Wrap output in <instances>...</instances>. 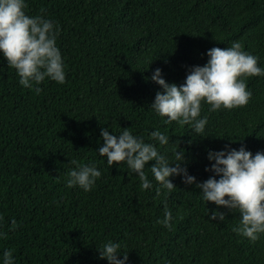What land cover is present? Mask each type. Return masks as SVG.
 Instances as JSON below:
<instances>
[{
    "label": "trees",
    "instance_id": "1",
    "mask_svg": "<svg viewBox=\"0 0 264 264\" xmlns=\"http://www.w3.org/2000/svg\"><path fill=\"white\" fill-rule=\"evenodd\" d=\"M30 16L59 29L57 47L64 84L45 79L28 89L0 54V264L11 250L14 264H108L99 250L121 245L126 264H264V234L256 242L238 235V211L206 202L195 184L170 177L175 189L141 188L126 164L107 165L98 154L101 129H123L154 144L170 163L179 142L196 184L215 173L208 152H264V75L245 80L246 106L210 111L202 103V134L190 125L167 123L152 108L160 86L183 84L188 70L204 66L213 47L240 42L264 68V0H25ZM42 91L36 94L34 89ZM169 137L161 146L151 139ZM95 164L101 172L89 192L67 187V173ZM174 166V165H173ZM219 179V177H215ZM160 189L157 194V189ZM165 205L171 229L158 224ZM225 221H211L212 212ZM19 227L12 231V221Z\"/></svg>",
    "mask_w": 264,
    "mask_h": 264
},
{
    "label": "clouds",
    "instance_id": "2",
    "mask_svg": "<svg viewBox=\"0 0 264 264\" xmlns=\"http://www.w3.org/2000/svg\"><path fill=\"white\" fill-rule=\"evenodd\" d=\"M26 7L25 0H0V54L8 67L16 70L19 83L25 88L32 89L33 85H40L46 78L64 84L66 74L56 44L59 29L43 16L27 15L24 11ZM207 56V63L190 68L185 82L179 86L167 83L160 69H156L151 77L162 89L156 93L151 108L161 117H166L167 123L190 125L197 134H202L208 123L206 116L200 118L202 103L210 105L213 112L222 107L231 110L246 106L252 93L247 90L245 80L264 75V68L258 66V58L243 51L238 41L226 48L213 47L208 50ZM34 91L39 94L42 89L36 87ZM101 137L103 143L98 149L99 156L106 157L109 167L126 164L138 175L142 189L152 187L144 169L150 161H155L150 171L161 188L171 192L175 186L170 177L180 176L186 185L195 184L201 189L207 203L238 211L240 220L233 227V232L251 242H256L264 234V152L258 151L253 155L243 147L238 151H209L207 158L214 163L205 170L215 173V176L196 184L187 167H182L186 161L179 142L172 148L175 163H170L154 144L144 142L129 129L115 135L102 128ZM151 139L161 146L169 144V137L159 130L151 133ZM71 164L75 168L67 173V187L79 186L85 192L91 191L101 172L95 164L80 165L76 160ZM159 191L158 188L157 194ZM209 219L223 222L226 217L225 213L215 211ZM171 220L172 213L165 205L164 219L157 223L171 229ZM18 227L13 220L11 230ZM0 236L6 234L0 233ZM120 247L119 243L107 242L99 250L100 259H106L108 264H126L128 255L118 258ZM3 264H14L11 250L4 252Z\"/></svg>",
    "mask_w": 264,
    "mask_h": 264
}]
</instances>
